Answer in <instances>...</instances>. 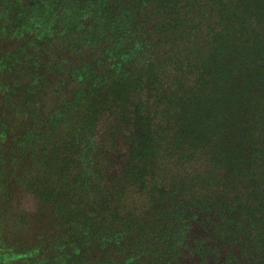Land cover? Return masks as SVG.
<instances>
[{
  "label": "trees",
  "instance_id": "1",
  "mask_svg": "<svg viewBox=\"0 0 264 264\" xmlns=\"http://www.w3.org/2000/svg\"><path fill=\"white\" fill-rule=\"evenodd\" d=\"M0 254L264 264V0H0Z\"/></svg>",
  "mask_w": 264,
  "mask_h": 264
},
{
  "label": "rangeland",
  "instance_id": "2",
  "mask_svg": "<svg viewBox=\"0 0 264 264\" xmlns=\"http://www.w3.org/2000/svg\"><path fill=\"white\" fill-rule=\"evenodd\" d=\"M74 88L75 87H70L69 84L64 86L62 88L63 97H71ZM52 91L49 87L48 92L50 93L47 94V99L43 102L42 107L40 108L41 114H47V111L55 104ZM43 94L46 93L43 92ZM47 107L49 109H46ZM13 187L11 188L13 189L12 203L8 208L9 214L4 220L3 232L6 234L7 231H12L15 240L32 242L38 235H41L40 233L43 228L49 227L53 224L54 217L50 210L42 205L37 196L19 186L15 188ZM0 264H15V261H10L6 255L0 254Z\"/></svg>",
  "mask_w": 264,
  "mask_h": 264
}]
</instances>
